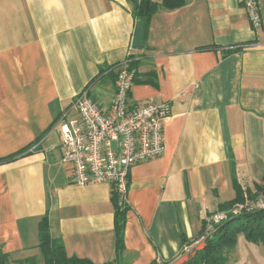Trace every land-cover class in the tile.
Returning <instances> with one entry per match:
<instances>
[{"label": "crops", "instance_id": "obj_1", "mask_svg": "<svg viewBox=\"0 0 264 264\" xmlns=\"http://www.w3.org/2000/svg\"><path fill=\"white\" fill-rule=\"evenodd\" d=\"M258 6L260 27L242 0L161 7L137 50L130 0H0V159L29 153L0 165V251L11 264H44L46 215L69 256L116 259L112 187L75 184L56 123L85 89L109 107L129 56L138 61L131 100L170 112L165 153L130 172L122 264L184 263L207 218L236 198L235 181L244 197L264 191V0Z\"/></svg>", "mask_w": 264, "mask_h": 264}, {"label": "built area", "instance_id": "obj_2", "mask_svg": "<svg viewBox=\"0 0 264 264\" xmlns=\"http://www.w3.org/2000/svg\"><path fill=\"white\" fill-rule=\"evenodd\" d=\"M253 27L262 25L258 0H242ZM127 59L116 76L112 104L103 107L83 90L58 119L60 149L63 160L74 168L78 186L106 183L112 191L127 193L131 169L140 163L159 158L165 153L164 123L169 119V106L153 101L144 104L131 100L135 70ZM264 210V192L254 198L245 196L230 211L239 214ZM217 212L207 218V229L227 219ZM204 237L193 246L184 247L185 255L198 248Z\"/></svg>", "mask_w": 264, "mask_h": 264}, {"label": "trees", "instance_id": "obj_3", "mask_svg": "<svg viewBox=\"0 0 264 264\" xmlns=\"http://www.w3.org/2000/svg\"><path fill=\"white\" fill-rule=\"evenodd\" d=\"M130 1L133 5V19L136 23H141L144 29L142 43L148 32L151 19L157 13L159 8L163 7L167 10H175L187 4V0H162L161 3H157L154 0ZM136 60L137 59L133 56L127 58V62L132 63L131 68L135 70V73V67L138 65V61ZM120 66L121 63L117 65V70ZM27 154H29L28 148H25L8 157L0 159V165L14 162L18 158ZM232 166L234 169V163H232ZM234 187L237 194L236 198L232 202L221 204L217 211L227 213V219L220 223L213 224L211 228L212 232L208 231L207 222L205 221V231L203 235L195 240V242L199 241L202 237H204V240L200 247L195 248L190 254L189 259L182 264H230L231 255L238 245L240 235H243L250 243L264 245V210L251 213L241 211L236 215L231 213L232 211L230 210L234 208L237 203L244 202L245 200L236 181L234 182ZM258 191L264 192L261 188ZM249 198L252 199L254 196H249ZM112 202L114 205L116 259L105 264H122L121 255L125 250L124 232L127 223V213L129 212L130 207L126 204V194L122 195L118 192L112 191ZM38 238V248L42 253L44 264H93L88 259L69 256L67 254L63 242L59 239L53 238L51 234V223L47 215L39 222ZM0 264H11L10 255L0 251ZM19 264H38V262L37 259L33 257L19 261ZM152 264L169 263L153 262Z\"/></svg>", "mask_w": 264, "mask_h": 264}, {"label": "rangeland", "instance_id": "obj_4", "mask_svg": "<svg viewBox=\"0 0 264 264\" xmlns=\"http://www.w3.org/2000/svg\"><path fill=\"white\" fill-rule=\"evenodd\" d=\"M230 264H264V245L250 243L240 235L238 245L231 255Z\"/></svg>", "mask_w": 264, "mask_h": 264}, {"label": "water", "instance_id": "obj_5", "mask_svg": "<svg viewBox=\"0 0 264 264\" xmlns=\"http://www.w3.org/2000/svg\"><path fill=\"white\" fill-rule=\"evenodd\" d=\"M143 37H144V29L141 23L136 24L135 34L133 38L132 46L134 49L141 50L143 49Z\"/></svg>", "mask_w": 264, "mask_h": 264}]
</instances>
